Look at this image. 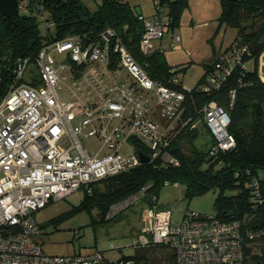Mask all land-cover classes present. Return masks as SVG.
<instances>
[{
  "label": "built area",
  "instance_id": "1",
  "mask_svg": "<svg viewBox=\"0 0 264 264\" xmlns=\"http://www.w3.org/2000/svg\"><path fill=\"white\" fill-rule=\"evenodd\" d=\"M27 2L17 0L18 13L26 12ZM38 17L43 18V13L38 12ZM138 20L140 48L147 54L159 46L167 21L140 14ZM44 22L47 27L52 24ZM173 34L169 46L179 49L180 37ZM114 35L112 28H106L96 37L67 36L45 43L34 60L39 84L19 81L32 70L27 58L16 64L14 78L0 99V264H135L110 241L105 250L85 255L46 254L35 220L36 212L50 203L142 165L139 151L148 162L160 158L162 163L179 164L171 156L172 140L175 131L181 132L176 130L180 120L181 129L188 126L182 115L191 88L181 74L172 78L179 87L153 80ZM110 50L117 53V61H111ZM63 54L59 60L57 55ZM111 64L113 70L123 67L126 77L117 79L115 73L109 77ZM225 71L229 73L228 68ZM63 79L85 92L82 105L77 99H61L59 81ZM67 89L71 93V87ZM202 111V121L214 139L211 156L235 146L227 130V111L214 102ZM110 121L115 122L109 126ZM95 136L101 149L86 150L83 141ZM152 242L173 250L176 264H244L238 223L222 221L214 214L189 211L175 222L170 209L151 203L142 210L140 233L131 246L135 250ZM117 250L119 255L110 257Z\"/></svg>",
  "mask_w": 264,
  "mask_h": 264
},
{
  "label": "trees",
  "instance_id": "2",
  "mask_svg": "<svg viewBox=\"0 0 264 264\" xmlns=\"http://www.w3.org/2000/svg\"><path fill=\"white\" fill-rule=\"evenodd\" d=\"M219 2L215 33L227 26L235 28L236 33L225 49L204 64L203 74L186 95L182 117L188 122V128L202 117V109L210 102L220 105L229 115L227 130L234 137L235 146L211 156L214 139L206 150L199 148L194 144L198 128L193 124L192 130L186 131L189 134H182L185 129H181L180 120L176 130L181 132L175 131L171 150V156L179 160L178 165L162 163L158 158L92 182L88 188L80 190L83 192L81 202L71 206L67 214L38 223L40 234L48 225L57 229L65 219L80 211L89 214V223L95 232L98 227L123 219V212L139 203L140 210L127 218V223L137 219L138 234L143 208L150 206L151 200L152 205L159 206V190L166 184L177 183L184 185L189 199L215 190L214 215L222 221L238 223L244 264H264V81L258 72V59L264 49V0ZM154 4L157 7L154 17L166 18L164 36L170 33L172 39L188 0H154ZM26 5V12H19L13 19L0 12V99L14 78L18 61L27 58V67L30 62L35 63L43 44L69 35L96 37L109 27L153 80L180 86L172 78L185 72L187 65L169 64L165 50L170 43L161 46L162 40L155 50L143 53L137 32L138 15L142 14H136L128 0H101L94 10L83 0H28ZM38 12L44 17H38ZM39 20L54 22L47 28V35H42ZM110 58L117 61V53L110 50ZM110 67L115 68L112 64ZM37 74L33 70L19 81L39 84ZM209 77L214 80H208ZM140 192L142 194L133 199ZM126 199L132 201L123 206ZM126 257L133 258L135 264H176L175 252L155 242L136 248Z\"/></svg>",
  "mask_w": 264,
  "mask_h": 264
},
{
  "label": "rangeland",
  "instance_id": "3",
  "mask_svg": "<svg viewBox=\"0 0 264 264\" xmlns=\"http://www.w3.org/2000/svg\"><path fill=\"white\" fill-rule=\"evenodd\" d=\"M100 1L83 0L90 10H94ZM128 2L136 14L137 9L147 18L153 17L156 13L157 7L154 4V0H128ZM219 11V0H188V5L182 12L180 23L173 30L181 38L178 42L181 47L176 49L165 44L168 46L165 50V56L169 64L178 66L187 65V70L185 72L181 71L179 77H182L183 83L190 88L195 85L203 74L204 64L210 62L212 59H209L212 54V47L215 52L222 51L231 43L235 36L236 29L230 26L224 29L221 28L218 33H215L217 28L216 17ZM45 25L44 20H39V28L42 35L48 34ZM50 30H53V27H50ZM169 38L170 33H166L164 37L165 41ZM57 57L61 60L65 55L63 54L60 57L57 55ZM258 62V72L262 74L260 78L264 81V49L259 56ZM30 68L32 69L31 71L36 70L38 73L35 63L30 62L28 69ZM59 86L63 88V90H59L60 96L69 93L66 91L69 86L65 82L60 80ZM193 124L198 128L194 144L206 150L213 137L204 125L201 117ZM193 124L192 126H194ZM189 130H192L191 127L186 128L181 133L187 135L189 133L186 131ZM90 141L96 143L95 138L90 139ZM184 146H186V150L187 143ZM216 194L215 190H211L203 194L194 195L189 199L186 197L184 185L170 184L163 186L159 190L157 203L161 208L170 209L173 220L177 222L188 211L201 214H214L213 203ZM82 198L83 192L77 191L68 195L65 199L52 202L36 212L35 220L43 224L55 216L67 214L71 206L79 204ZM140 206L139 203L135 204V206L123 212V219L111 221L105 227H98V230L95 232L89 223V214L85 211H80L65 219L57 229L51 225L46 226L41 230L38 240L41 243L43 251L49 255H85L92 253L95 249L105 250L109 245V241L113 242L114 247L122 250L120 253L130 255L134 252L131 245L133 238L137 237V230L135 228L139 222L137 223V219L133 218L131 223H127V218L135 210L139 211ZM113 254L110 257L116 258L119 255V251L117 250Z\"/></svg>",
  "mask_w": 264,
  "mask_h": 264
},
{
  "label": "crops",
  "instance_id": "4",
  "mask_svg": "<svg viewBox=\"0 0 264 264\" xmlns=\"http://www.w3.org/2000/svg\"><path fill=\"white\" fill-rule=\"evenodd\" d=\"M154 17V16H153ZM150 18V17H149ZM217 18V17H216ZM48 25H45V29H47L48 27H47ZM172 33H176V32H172ZM164 37L165 36H163V38H162V41H161V43H160V45L162 46L163 44H167L168 42L170 43L171 42V39L169 38V39H167L166 41H165V39H164ZM165 42V43H164ZM218 52V51H217ZM217 52H215L214 51V48L212 47V54H211V56L209 57V59H211V58H213L216 54H217ZM168 61V60H167ZM121 71H123V73H121ZM117 74V76H116V78L117 79H119V78H125L126 77V75H127V73H126V70L123 68V69H121V68H118V69H116V70H113L111 67H109L108 68V71H107V75L109 76V77H113V74ZM61 75L63 76V77H65V76H67L64 72H62L61 73ZM63 82H65L68 86H69V81H64V79L62 80ZM69 87H71V93H67L66 95H64V96H60L61 97V99L62 100H65V101H67V100H72V101H74V100H76V103L80 106V105H82V103H83V101H84V95H85V92L84 91H82L80 88H76L75 86L73 87L72 85H70ZM68 88V87H67ZM88 88V90H90L91 91V89L89 88V87H87ZM61 89L63 90V88L61 87ZM66 91H68V92H70V90H68V89H66ZM80 111V110H79ZM79 111H77V113L79 112ZM77 120H75V122H76ZM113 122H115V121H110V123H108L109 124V126L110 125H112L113 124ZM92 138H95V140H96V143H92L91 141H90V139H92ZM83 145H84V147H85V149L86 150H88V151H94V152H96V151H98L99 149H101V141H100V139L97 137V136H95V137H90V138H87V139H85L84 141H83ZM122 152H128V149L126 148V147H123V150H122ZM142 162V161H141ZM145 162H142V164H144ZM175 184H177V183H175ZM151 203L152 202H154V201H150ZM159 205V204H158Z\"/></svg>",
  "mask_w": 264,
  "mask_h": 264
},
{
  "label": "water",
  "instance_id": "5",
  "mask_svg": "<svg viewBox=\"0 0 264 264\" xmlns=\"http://www.w3.org/2000/svg\"><path fill=\"white\" fill-rule=\"evenodd\" d=\"M0 12L8 19H13L18 14L17 0H0ZM137 13H140L139 9H137ZM137 32L140 34L139 28ZM138 155L142 162L146 163L149 161V158L141 151L138 152Z\"/></svg>",
  "mask_w": 264,
  "mask_h": 264
},
{
  "label": "bare ground",
  "instance_id": "6",
  "mask_svg": "<svg viewBox=\"0 0 264 264\" xmlns=\"http://www.w3.org/2000/svg\"><path fill=\"white\" fill-rule=\"evenodd\" d=\"M49 22H51L52 24H54V22H53V21H51V20H50ZM52 24H51V25H52ZM69 36H77V35H69Z\"/></svg>",
  "mask_w": 264,
  "mask_h": 264
},
{
  "label": "clouds",
  "instance_id": "7",
  "mask_svg": "<svg viewBox=\"0 0 264 264\" xmlns=\"http://www.w3.org/2000/svg\"><path fill=\"white\" fill-rule=\"evenodd\" d=\"M146 163H147V162H146ZM158 207H160V206H158ZM188 212H189V211H188ZM186 213H187V212H186ZM186 213H185V214H186ZM185 214H184V215H185ZM184 215H183V216H184ZM183 216H182V217H183Z\"/></svg>",
  "mask_w": 264,
  "mask_h": 264
}]
</instances>
